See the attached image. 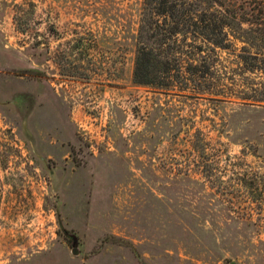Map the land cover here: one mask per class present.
I'll return each instance as SVG.
<instances>
[{
	"label": "rangeland",
	"instance_id": "obj_1",
	"mask_svg": "<svg viewBox=\"0 0 264 264\" xmlns=\"http://www.w3.org/2000/svg\"><path fill=\"white\" fill-rule=\"evenodd\" d=\"M141 4L0 0V264H264V72L136 84Z\"/></svg>",
	"mask_w": 264,
	"mask_h": 264
},
{
	"label": "trees",
	"instance_id": "obj_2",
	"mask_svg": "<svg viewBox=\"0 0 264 264\" xmlns=\"http://www.w3.org/2000/svg\"><path fill=\"white\" fill-rule=\"evenodd\" d=\"M262 20L264 0H142L132 37L133 81L167 87L214 78L218 50L228 47L227 27L244 44L238 54L244 68L264 72V52L252 51L264 44V26H252Z\"/></svg>",
	"mask_w": 264,
	"mask_h": 264
},
{
	"label": "water",
	"instance_id": "obj_3",
	"mask_svg": "<svg viewBox=\"0 0 264 264\" xmlns=\"http://www.w3.org/2000/svg\"><path fill=\"white\" fill-rule=\"evenodd\" d=\"M76 251H77L76 248H74V249H73V252L76 253Z\"/></svg>",
	"mask_w": 264,
	"mask_h": 264
}]
</instances>
